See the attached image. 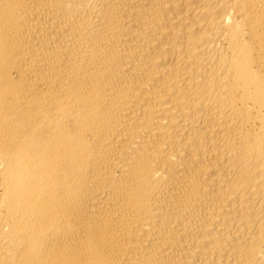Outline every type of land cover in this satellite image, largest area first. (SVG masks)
Returning <instances> with one entry per match:
<instances>
[{
    "label": "bare ground",
    "instance_id": "1",
    "mask_svg": "<svg viewBox=\"0 0 264 264\" xmlns=\"http://www.w3.org/2000/svg\"><path fill=\"white\" fill-rule=\"evenodd\" d=\"M0 264H264V0H0Z\"/></svg>",
    "mask_w": 264,
    "mask_h": 264
}]
</instances>
